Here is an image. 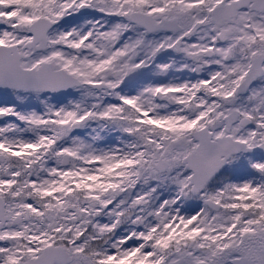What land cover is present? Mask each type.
Listing matches in <instances>:
<instances>
[{"label":"snow or ice","instance_id":"6c2138e0","mask_svg":"<svg viewBox=\"0 0 264 264\" xmlns=\"http://www.w3.org/2000/svg\"><path fill=\"white\" fill-rule=\"evenodd\" d=\"M0 118V264H264V0H0Z\"/></svg>","mask_w":264,"mask_h":264},{"label":"rangeland","instance_id":"374dc122","mask_svg":"<svg viewBox=\"0 0 264 264\" xmlns=\"http://www.w3.org/2000/svg\"><path fill=\"white\" fill-rule=\"evenodd\" d=\"M98 15V14H97ZM54 102V101H53ZM32 103H35V101H32ZM3 120V118H0V121H2Z\"/></svg>","mask_w":264,"mask_h":264}]
</instances>
